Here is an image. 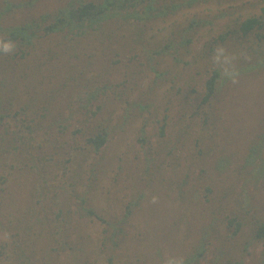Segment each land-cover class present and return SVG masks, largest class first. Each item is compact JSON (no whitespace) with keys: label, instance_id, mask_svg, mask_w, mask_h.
<instances>
[{"label":"rangeland","instance_id":"obj_1","mask_svg":"<svg viewBox=\"0 0 264 264\" xmlns=\"http://www.w3.org/2000/svg\"><path fill=\"white\" fill-rule=\"evenodd\" d=\"M66 1L35 0L29 4V0H0V9L7 7L8 3L28 4L23 9H16L12 14H4L0 19V25L8 27L40 18L45 13L54 12ZM179 2L183 3L184 0ZM138 7L132 10H136L139 14L144 11L145 5ZM192 10L184 9L165 19L152 21L146 26H153L149 30H146L143 25L146 30L145 39H150L147 43L142 41L137 43L135 38L134 42L126 47L125 41H132V34L128 35L131 38H122V42H116L115 46L123 47L122 55H120L122 62L118 65L112 64L110 59L113 57L115 60V58L109 53L104 56L100 54L98 57H90L88 61L93 64L89 66L84 56L72 57L71 61L67 58L69 56H63L59 58L61 63L63 61L65 64L60 66L62 71L53 67L54 81L47 85L50 90L46 101L53 104L50 116L45 120L48 122V127L53 122H62L68 124L72 131L76 126L86 123L87 101L84 100L88 94L78 95L79 90L83 93L82 88L85 85L97 91L99 88L96 86L104 83L105 76L112 85L123 83V87H119L117 92L125 87L127 89L123 100H118L117 95L114 96L110 92L108 105H103L100 113L92 118L91 127L93 124L96 125V122L106 120L110 125L112 124L113 135L103 149V154L100 153V157L97 156L94 160L86 159L88 162L78 160L79 164L71 166L73 182H69L71 178L68 176L66 183L68 187L79 184L81 188L93 173L91 164L95 163L96 181L89 207L93 208L102 220L95 216L88 218L93 222H91V228L87 229V226L81 224L78 216H74L73 226L77 234H74L71 239L75 250L73 253L68 250L54 253L48 257L50 261L48 264H109L110 257L113 259V264H212L216 257H221L220 253L223 251L227 254L224 253L223 257L218 259V264L231 261L229 255L231 259L243 261L244 264H262L263 245L256 241L254 231L264 222L262 212L264 210L262 207L264 206V178L258 181L259 173L253 174L256 181L250 182L246 178L248 173L250 174L259 166L256 165L251 170L250 166H247L246 170L237 176L230 166L220 160L222 156L216 157L215 154L210 156L206 151V139L202 141L200 149L195 146V138L202 127L204 117V105L200 102L205 93L204 85L209 74L206 75L201 68L206 65V62L193 63L194 57L206 42L224 29L229 18L219 19L216 16L217 13L210 12L206 5L199 10V15ZM121 15H131L132 18H127L129 23L136 21L133 12L126 11ZM194 15L197 18L212 19L214 25L196 29L195 41L189 45L191 52L186 54L184 62L179 63L177 58L185 52V47H179L185 33L182 31L189 25ZM139 24L138 21L132 27ZM120 32L122 31L117 32L116 35L118 36ZM1 34L4 33L0 32V38H2ZM117 36L115 38L119 39ZM54 38L58 41L60 36ZM168 38L172 40L169 49L165 50L163 55H155L154 51L160 50L158 47H165L169 43ZM45 42L46 40L41 47L44 49L43 52L49 46L48 42L46 44ZM132 49L137 50L136 53L139 55L138 60L134 62H130L133 55ZM42 59L45 61L44 55ZM257 60L262 61V58L259 57ZM9 62L10 66H16L15 58H10ZM47 63L49 60H46L45 64ZM33 66L34 63L29 65V67ZM75 66L76 68L71 71L66 70V67ZM29 67H23V69ZM41 72L42 68L35 69L31 72V77L26 80L20 76L18 70L15 73L11 70H1V77L2 79L9 77L19 79L24 98L37 103L38 95L46 89ZM70 73L74 74V79H70L68 76ZM241 77L238 81L227 85L220 93L218 103L220 110L223 106L226 108L223 109L224 118L221 123V127L225 130L218 139L224 138L227 130L231 131L230 136H234L235 139L227 137L225 145L219 144L218 149L226 152V149L230 150L229 147L234 154L239 152L240 159L242 158L240 149L244 144L241 139H245L246 132L257 135L264 130H261L256 120L262 109L254 108L255 111L252 114L247 109L253 101L259 102L261 108L264 104V68H257L249 76L244 74ZM154 82L157 83L158 93L151 96L152 94H147L149 89L147 85ZM135 84L138 86L137 89ZM172 86L175 92L180 86L183 87L184 97L175 94L174 91L169 95ZM191 88L196 89L197 93L189 94ZM54 90L59 92L56 98ZM4 91L3 85L0 98H3ZM134 102L148 105L149 109H142L140 105L134 108L132 106L134 112L129 116L127 107ZM12 103L11 99L6 109L13 114L17 107ZM74 103L77 105H73ZM89 106L96 112L95 104H89ZM164 119L168 126L165 136L162 137L159 131L160 123ZM181 125L190 127L185 134L179 132ZM192 126L194 128L191 129ZM142 128L145 129L146 144L140 141ZM0 132L5 133V129L1 128ZM187 132L189 135L186 137ZM46 138L51 143V135ZM35 140L40 141L41 137L36 136ZM228 140L231 142L229 145ZM173 150L175 154L167 157L169 151ZM201 150H204L203 155H199ZM166 159L174 163L173 166H177L175 170L170 169ZM162 161H165V164ZM254 163H258L257 159ZM119 168L122 171L117 174ZM114 178L118 180L115 181ZM210 178L214 180L209 181ZM183 181H187L185 187L181 186ZM248 181L250 183H244ZM13 185L6 184L4 186L6 192L0 193V197L4 199L2 201L0 198V201L5 205L3 211L6 213L2 214L0 209V221L16 233L17 224L24 226L27 220L30 222L35 208L32 207V211L29 209L35 203V198L27 197L32 194L29 188H25L27 193L20 196L17 192L11 193ZM206 185H209L211 191L206 190L208 188L204 187ZM142 192L146 193L147 200L139 209H136L137 213L134 216L127 218L126 206L133 200L136 202L137 195ZM196 193L199 195L195 200L193 195ZM12 197L14 202L10 200ZM244 199H246L245 202ZM257 211L263 214L258 215ZM242 225L245 227L241 233H237ZM122 227L124 233L121 230ZM234 234L236 237L232 238ZM0 238L7 239L6 233L0 232ZM208 242L210 245H208L207 253L202 259L196 261L197 250L202 251L204 244ZM1 246L0 241V251ZM7 250L9 252L6 254L0 252V264H6L8 260L13 262L16 260L17 254L8 248ZM191 257L194 258V262H190Z\"/></svg>","mask_w":264,"mask_h":264},{"label":"trees","instance_id":"obj_2","mask_svg":"<svg viewBox=\"0 0 264 264\" xmlns=\"http://www.w3.org/2000/svg\"><path fill=\"white\" fill-rule=\"evenodd\" d=\"M34 1L29 0V4ZM161 1H163L162 4ZM26 5L28 4L8 3L7 7L0 9V19L4 14H12L16 9H23ZM139 5H145V7L144 11L138 14L136 10L132 9L139 8ZM205 5L210 12L217 13L216 16L219 19L228 17L229 20L224 29L216 37L206 42L194 57L193 63L206 62V65L201 68L206 75L209 74V78L204 85L205 93L202 95L200 102L201 105H204V117L202 127L195 138V146L200 149L202 141L206 139V151L210 156L212 154H215L216 157L222 156L220 160L225 165L230 166L233 173H237V176L246 170L245 167L250 166L251 170L258 165L259 167L254 171L252 170L253 172L251 171L250 174L248 173L246 178L250 182L256 181L253 176L254 173H259L258 181L264 178V130L261 133L258 132L257 135L246 132L245 139H241L244 142L242 149H240L241 159L239 158V152L234 154V151L229 147L230 150L226 149V152L218 149L219 144L225 145L227 137L234 139V136H230V130L224 133V138L218 139L222 135V131L225 130L221 127V123L224 118L223 109H226L224 106L221 110L218 107L220 93L231 82H236L242 78V75L249 76L255 69L264 68V0H184L183 3L179 0H67L57 10L52 13H45L40 18L8 27H1L0 25V32L4 33L1 34L2 38H0V96L2 95V86H5L4 96L0 98V129H5V133L0 132V193L6 192L4 186L12 183L14 185L11 193L17 192L20 196L27 193L25 188H29L32 194L27 197L35 198V203L29 209L32 211V207L35 208L30 222L27 220L24 226L17 224L15 227V229L17 228L16 233L14 230L12 232L8 227H5L0 221V232L7 235V239L0 238L2 242L0 252L6 254L9 252L8 248L17 254L14 262L8 260L6 264H48L50 262L48 257H51L54 253H62L67 250L73 253L75 247L72 246L71 238L74 234H77L73 226V217L77 215L81 224L87 226V229L91 228V222H93L92 219L88 218L95 216L102 220L97 216L96 211L89 207L96 181L95 163L92 162L91 164L93 173L90 174L81 188H79V184L68 187L66 183L68 176L71 178L69 182H73L74 175L71 166H75L76 163L79 164L80 161L78 160L87 161L86 159L89 158L94 160L97 159V156L100 157L103 154V149L109 143L111 135H113L112 124L110 125L106 120L96 122V125L93 124L94 126L91 127L92 118L100 113V108L103 105H108L110 92L114 96L117 95L118 100H123L127 88L125 87L117 92L119 87H123V83L112 85L109 83V79L106 80L105 76L103 77L104 83L96 86L99 88L97 91L85 85L82 88L83 93L79 90L78 95L88 94V97L84 100L87 101L85 115L88 118L86 123L79 127L76 126L72 131H70L68 124L62 122H53L48 127V122L45 120L49 118L53 104L46 101L50 90L47 85L54 81L53 67L61 72L60 66L65 65L63 61L61 63L59 58L69 56L67 58L71 61L72 57L84 56L85 62L89 66L93 64V62L88 61L90 57L94 58V56L98 57L100 54L104 56L110 53L115 58V60L113 57L110 59L112 64L118 65L122 62L120 55H122L121 49L123 47L115 46L116 42H122V38L129 39L131 36L128 35L132 34V41H125L126 47L130 46L129 44H132L135 38L137 43L140 41L147 43L150 39L146 40L144 33L153 27H146L147 24L165 19L184 9L186 11L193 9L192 11L195 10L194 13L199 15V10ZM212 5L216 9L211 7ZM126 11L133 12L136 16L133 18L136 21L129 23L127 18H132V16L121 15L122 12ZM196 15L191 17L189 25L182 31L186 34H183L179 47H185V52L177 58L179 63L184 62L186 54L191 52L189 45L195 41L194 33L203 26L214 25L212 19L197 18ZM138 21L140 22V28H138L139 25L132 27ZM119 31L122 32L117 36L116 34ZM56 36H60L58 41H55L54 37ZM45 37L46 39H44ZM44 40H46L45 44L48 42L49 45L46 47L45 52L41 48ZM168 42L165 47H158L160 50H155V55H163L164 51L171 46L172 40ZM4 44H11L13 47L5 53L3 51ZM136 51L132 49L133 55L130 62L138 60L139 55ZM43 55L45 61L42 59ZM259 57L262 58V61L257 60ZM10 58L16 59V66L9 65ZM46 60H49V63L45 64ZM31 63H34L33 67H29ZM23 67L29 68L23 69ZM38 68H42L41 73L44 77L42 82L46 83V89L38 95L39 100L37 103L24 98V95H22L24 91L21 88L19 79L15 77L2 79L1 77V70H11L13 73L18 70L20 76L28 80L32 75L31 72ZM74 68L76 66L73 68L66 67V70L71 71ZM68 76L70 79L75 77L73 73L68 74ZM135 87L138 88L136 84ZM147 87L149 88L147 94L154 96L158 93L156 82L149 83ZM171 88L169 95L173 94L174 91L173 86ZM183 90V87L180 86L174 92L184 97ZM53 92L56 98L59 92H55V90ZM188 93L196 94L197 91L191 88ZM11 99L13 100L12 105L17 107L13 114L6 109ZM134 103L127 107V115L129 116L134 112L132 106L134 108L140 105L139 102ZM89 104L96 105V112L91 109ZM73 105H77V103ZM260 105L259 102L253 101V104L248 105L247 109L250 110L251 114L255 111L254 108L262 109L256 117L258 126L262 130L264 129V104H262V108ZM140 106L142 109H149L148 105L141 104ZM167 126L168 123L164 119L160 123V136H165ZM189 128V126L181 125L179 132L185 134ZM192 128L194 127L192 126ZM48 135L52 137L51 143L46 138ZM187 135H189V132H187L186 137ZM36 136L41 137V140L36 142ZM80 136L82 139H78ZM140 141L145 144L147 142L144 128L141 129ZM227 142L228 145L231 143L229 140ZM174 152L175 150L169 151L166 156H173ZM199 153V155H203L204 150ZM256 159L257 164L254 163ZM165 161L170 169H176L177 166H173L174 163H171L169 159ZM165 161H162V163L165 164ZM121 171V168H119L117 174ZM114 180L117 181L118 179L114 178ZM211 180L214 179L210 178L209 181ZM249 181L244 183H250ZM186 184L187 181H183L181 186L185 187ZM204 187H208L206 190L211 191L209 185ZM197 195L199 194H194L193 199L196 200ZM0 198L4 201L2 197ZM146 198V193L138 194L137 201L133 200L126 206V217L134 216L137 213L136 209H139L142 203L147 200ZM10 200L14 202V197ZM4 208L5 205L0 201L1 212L5 215ZM257 212L260 215L264 213V210L263 213ZM9 220L12 222L11 219ZM244 227L245 225H242L237 233H241ZM121 230H123V227ZM235 237L234 234L232 238ZM254 237L258 243L263 245L262 264H264V222L254 231ZM66 241L68 242L65 243ZM208 245H210L209 242L204 244L202 251L197 250L196 261L205 256ZM224 253V251L221 252V257H216L212 264H218V259H221ZM228 257L231 261L224 264H244L243 261L231 259L230 255ZM190 262H194L193 257H191ZM108 263L113 264L112 257H110Z\"/></svg>","mask_w":264,"mask_h":264},{"label":"clouds","instance_id":"obj_3","mask_svg":"<svg viewBox=\"0 0 264 264\" xmlns=\"http://www.w3.org/2000/svg\"><path fill=\"white\" fill-rule=\"evenodd\" d=\"M12 47H13V45H11V44H4V45H3V51H4L5 53H7L8 51L11 50Z\"/></svg>","mask_w":264,"mask_h":264}]
</instances>
